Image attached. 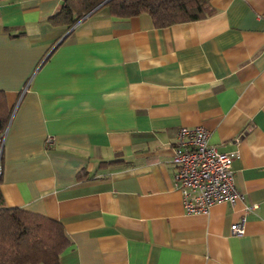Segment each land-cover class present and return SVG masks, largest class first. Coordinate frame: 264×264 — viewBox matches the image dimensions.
Returning <instances> with one entry per match:
<instances>
[{
  "label": "crops",
  "instance_id": "crops-1",
  "mask_svg": "<svg viewBox=\"0 0 264 264\" xmlns=\"http://www.w3.org/2000/svg\"><path fill=\"white\" fill-rule=\"evenodd\" d=\"M64 1L0 0L3 204L64 225L59 264H264V0L165 27L103 6L52 26ZM182 126L237 154L243 201L186 211Z\"/></svg>",
  "mask_w": 264,
  "mask_h": 264
},
{
  "label": "trees",
  "instance_id": "trees-1",
  "mask_svg": "<svg viewBox=\"0 0 264 264\" xmlns=\"http://www.w3.org/2000/svg\"><path fill=\"white\" fill-rule=\"evenodd\" d=\"M100 6L120 18L148 13L157 27L198 20L212 12L210 0H65L49 22L55 27L71 28ZM11 115L6 92L0 90V164L2 139ZM69 244L60 221L22 208L7 207L0 195V264H59L60 255Z\"/></svg>",
  "mask_w": 264,
  "mask_h": 264
},
{
  "label": "built area",
  "instance_id": "built-area-1",
  "mask_svg": "<svg viewBox=\"0 0 264 264\" xmlns=\"http://www.w3.org/2000/svg\"><path fill=\"white\" fill-rule=\"evenodd\" d=\"M52 143L53 139L49 138L48 144ZM173 149L172 160L177 165L175 184L183 194L188 213H209L215 204L228 202L234 206L244 200V194L235 184L233 161L237 154L222 152L210 144L204 126H182ZM255 207L247 206L245 213ZM245 225L246 217L242 216L231 224V233L244 235Z\"/></svg>",
  "mask_w": 264,
  "mask_h": 264
},
{
  "label": "water",
  "instance_id": "water-1",
  "mask_svg": "<svg viewBox=\"0 0 264 264\" xmlns=\"http://www.w3.org/2000/svg\"><path fill=\"white\" fill-rule=\"evenodd\" d=\"M93 11H94V10H93ZM93 11H92V12H93ZM92 12H90V13H92Z\"/></svg>",
  "mask_w": 264,
  "mask_h": 264
}]
</instances>
